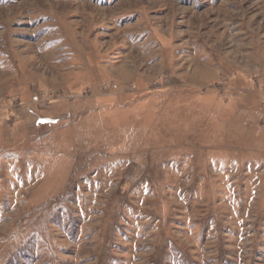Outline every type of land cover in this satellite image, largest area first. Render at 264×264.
<instances>
[{"label":"rangeland","instance_id":"rangeland-1","mask_svg":"<svg viewBox=\"0 0 264 264\" xmlns=\"http://www.w3.org/2000/svg\"><path fill=\"white\" fill-rule=\"evenodd\" d=\"M264 0H0V264H264Z\"/></svg>","mask_w":264,"mask_h":264},{"label":"built area","instance_id":"built-area-1","mask_svg":"<svg viewBox=\"0 0 264 264\" xmlns=\"http://www.w3.org/2000/svg\"><path fill=\"white\" fill-rule=\"evenodd\" d=\"M253 77H250V82L253 84L252 88L257 94L258 97V102L260 106V110L262 111V116H261V122L264 125V79H261L258 83L253 79L254 77L257 76V74H252Z\"/></svg>","mask_w":264,"mask_h":264}]
</instances>
